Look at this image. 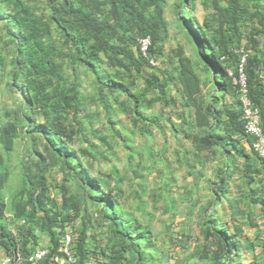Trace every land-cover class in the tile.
<instances>
[{"label":"rangeland","instance_id":"1","mask_svg":"<svg viewBox=\"0 0 264 264\" xmlns=\"http://www.w3.org/2000/svg\"><path fill=\"white\" fill-rule=\"evenodd\" d=\"M22 1L30 5L39 16L43 15V21L50 15L49 0ZM257 1L258 5L264 2ZM238 3H242L241 0ZM156 4L158 11L154 9L155 5L149 6L146 10V16L151 17L158 26L157 38L149 52L154 57V67H150L148 62L145 63L140 58L137 41L139 34L144 30H137L138 27L129 31L130 37L127 45H124L131 58L142 61L143 66L136 69L129 58H123L125 63L123 67L110 65L102 53L94 67L81 63L73 49L74 44L66 40L67 36L62 34L56 24H51L49 34L45 37L46 42L53 44L57 82L65 89L72 87L69 95H73L74 99L70 100L69 107L43 113L38 105L31 109L28 95L24 90V78L20 74L17 78L14 75L16 70L23 69L15 61V54L20 45L18 40L22 33L14 18L19 6L14 5L12 1L7 4L5 0H0V132L6 126L14 128L11 150H5L0 140V155L4 159L0 165V177L5 175L0 192L5 202V216L10 228L14 229L16 223L11 207L15 198L31 199L37 204L38 197L42 198L39 196L40 192L45 187L43 189L46 195L60 205L61 188H65L73 195L77 204L74 216L71 213L68 219H65L66 227H71L74 235L80 236L85 232L97 236L99 246L96 251L100 255L103 254L108 249L107 238L112 237L116 231L109 218L111 208H106L98 199H101L103 194L113 198L116 192L109 189L117 188L114 184L105 186L100 183L107 175L115 176L104 161L92 158L94 157L92 154L81 151L93 149L91 143L101 141V137H96L93 132L95 127L106 130L112 124L111 120L118 117L120 120L135 124V129L139 133V137L136 138L146 142V132L153 121L149 119L153 108H149L146 101L165 93V88L172 83L168 80L164 87L153 86V83H148L147 78L152 74L162 76L166 72L175 75L181 56L191 59L193 69L200 77L202 93L200 95L204 96L205 103L210 101L209 95L212 90L208 81L210 73L202 61L201 54H210L211 51L208 47L201 46L197 40L194 43L187 37L184 27L180 25L181 19L192 24L196 35H201L205 41L212 37L215 29L228 25L227 31L235 33L229 43L230 49L238 55L251 51L245 35L258 26L257 20L247 14L248 9H252V2H249V8H245L243 3L240 5L244 7L243 15L234 14L231 10L230 13L224 11L230 7L228 0H184V4L181 0H156ZM116 43L122 45L121 41ZM118 56L122 57L123 53H119ZM57 76H54L53 80H57ZM168 101L169 97L162 96L160 106L167 104ZM48 121L57 126L73 127L74 135L69 138L59 136L53 132ZM157 137L161 138L160 135ZM64 152H73L78 159L93 164L87 166L83 164L77 171L69 172L64 162ZM169 152L167 148L166 153ZM172 154L175 152L172 151ZM158 155H163L161 150ZM126 172L127 170L124 176ZM128 173L132 175L130 170ZM125 177L126 179L119 184L126 197L129 192L132 193V187L135 185L132 184L130 177ZM167 178L169 171L165 170L164 173L157 172L156 177L146 179L147 191L129 199L130 205L135 206L134 209L126 208L128 206L126 201L121 204L122 200L116 199L117 204L126 208L125 210L117 207V213L126 212L124 218L137 220L143 231L150 234L153 253L158 249L166 254L168 256L166 261L169 264H226L227 258L217 257L223 242L216 237L203 240L202 235L198 239L199 234L189 230L190 225L196 227V223L200 224L205 215L204 209H200L201 205L196 209L194 206L189 208V205H192L189 202L193 201L191 195L175 192L161 194L160 197L150 195V192ZM51 180L54 182L52 186L49 184ZM94 182L99 185L95 186ZM120 193L119 196L122 198L123 195ZM138 197L140 199H136ZM163 200L175 202L176 207L170 208L169 204L162 203ZM162 206L167 208L162 209ZM37 211L41 213L39 208ZM174 218L180 220L183 230L191 232L195 237L191 244L185 240L175 241L168 233L169 223ZM124 222H127L126 219ZM123 227V224L119 225L118 229H124ZM99 236L102 237V241ZM189 251L193 256L188 258ZM248 253L251 251H239V254L232 258V263L264 264V255L247 257ZM159 262L160 259L153 264Z\"/></svg>","mask_w":264,"mask_h":264},{"label":"trees","instance_id":"2","mask_svg":"<svg viewBox=\"0 0 264 264\" xmlns=\"http://www.w3.org/2000/svg\"><path fill=\"white\" fill-rule=\"evenodd\" d=\"M5 1L7 4L12 1L14 5L19 6L14 13V18L22 33L21 38L18 40L20 45L18 52L15 54V61L23 69L16 70L14 75L17 78L20 74L24 78V90L28 95L31 109L38 105L43 113L69 107L71 106L70 100L74 99L73 95H69L72 87L65 89L57 82V63L54 59L53 44L46 42L45 37L49 34L51 24H56L61 29L62 34L67 36L66 40H70L74 44L72 46L77 59L81 63L93 67L102 53L110 65L123 67L125 66L123 58H129L135 68L139 69L143 66L142 61L131 58L124 47V45H127L128 37H130L129 31L138 27L137 30H144L139 34L140 37L149 35L151 39L149 52L158 34L157 24L151 17L146 16V10L149 6L155 5L154 9L158 11L156 0H49L50 15L45 21L42 19L43 15L36 14L32 7L24 4L22 0ZM181 1L184 4V0ZM238 1L228 0L230 7L224 11L230 13L231 10L234 14L243 15V8H249L248 4L252 2V9L249 8L247 14L257 20L258 26H255L253 30L245 35L251 52L246 56L242 70L246 78L248 96L254 104L263 109L264 87L258 77L259 71L264 65V5H262V2L263 7L258 5L257 0H241L243 6L245 4L244 7H241L242 3H238ZM254 1L255 3H253ZM106 4L108 5L107 9ZM180 25L184 27L187 37L192 42L196 43L197 40L201 46L210 49V54L202 53L201 57L207 71L210 73L208 81L212 89L228 92L237 91L238 85L233 83V79L228 75L224 63L230 65L231 62L235 67L237 61H239L238 53L230 52L228 48V43L235 33L227 31L228 25L226 27L220 26L213 31L212 37L205 41L201 35H196V30L187 20L181 19ZM116 41H121L122 45H118ZM119 53H123V56L119 57ZM222 55L228 56L226 61L221 59ZM140 58L145 63L147 62L141 55ZM180 61L179 67L175 68V75L166 72L163 79L151 75L147 78L148 83H153V86L164 87L168 84V80H176L181 85L182 92L187 98L186 103L195 107L197 121L202 119L198 121V124L206 125L208 118L212 117L214 112L209 106L203 108L204 100L200 95V77L194 71L189 57L181 56ZM54 76H57V80H53ZM233 76H238L237 69L233 70ZM156 99L147 100L146 103L150 105ZM47 123L53 132L59 134V136L69 138L74 135L75 129L73 127L57 126L52 121ZM235 128L241 130L240 123ZM13 131V127L6 126L0 132L2 147L7 151L13 147ZM64 154L66 155V153ZM69 154H73V152H69ZM3 160L0 155V165ZM4 178L5 175L0 177V188L4 185ZM96 185L98 184L95 183ZM43 188L39 195L42 198L38 197V208L41 213L37 211L31 199H29V202L18 198L13 200L11 206L13 216L17 221L23 220L22 224H16L15 233L4 224L5 202L0 192V247L6 253L15 255L16 251H19L22 256H27L38 241L39 234L47 235L51 240L53 250L56 251L58 236L55 229H53V222L69 217L71 213L74 214L77 204L73 195L61 188L62 202L57 205L51 197L46 195ZM112 202L117 205V202ZM111 203L108 202V206ZM125 214L126 212L117 213V211L109 214L113 225L123 224L124 229H118V226H115L116 233L109 237L110 254L105 264H142V261L145 260V250L142 242L148 241V237L143 232L140 223L134 219L124 218ZM125 219L127 222H124ZM214 220L215 218H206L202 221L201 230L206 236L205 240L216 237L219 241H223L217 257L227 258L226 264H233L231 255L234 254L233 252H237L239 247L234 240H232V243H228V240L222 237V231L219 232L213 226L212 221ZM78 252V262L83 264L84 259L88 256L83 242L79 244Z\"/></svg>","mask_w":264,"mask_h":264},{"label":"crops","instance_id":"3","mask_svg":"<svg viewBox=\"0 0 264 264\" xmlns=\"http://www.w3.org/2000/svg\"><path fill=\"white\" fill-rule=\"evenodd\" d=\"M258 78L264 87V65ZM162 96L169 97V101L160 106ZM178 97L179 100L176 99ZM209 97L210 101L204 102L203 108L209 106L214 117L208 118L206 125L198 124L202 119L197 121L195 107L186 103L181 85L173 79L165 88V93L159 94L149 107L153 108L149 115L153 121L146 132L147 143L133 138L130 123L114 117L115 120L106 130L95 127V136L101 137L96 144L101 148L104 154L101 157L114 177L121 182L128 176L135 185L127 197L121 198L117 194L118 200H122L121 204L125 201L128 204L126 208L134 209L129 199L147 191L146 179L168 170L169 178L157 185L150 195L160 197L172 192L191 195L193 201L189 202L192 204L189 208L194 206L196 209L201 205L200 209L214 210L217 225L226 231V235H233L240 251H251L247 257L263 256L264 164L250 149L241 131L234 129L239 114L237 93L213 91ZM167 148L169 153H166ZM159 150L162 156L158 155ZM129 170L132 175L128 173ZM217 192L220 196L215 202ZM162 203L169 204L170 208L176 207L173 201L163 200ZM121 204H117L118 208L126 210ZM189 229L198 233L194 225H190ZM156 255L163 257L159 264H169L166 254L161 251L157 253L156 249ZM0 264H12L6 260L2 248Z\"/></svg>","mask_w":264,"mask_h":264},{"label":"clouds","instance_id":"4","mask_svg":"<svg viewBox=\"0 0 264 264\" xmlns=\"http://www.w3.org/2000/svg\"><path fill=\"white\" fill-rule=\"evenodd\" d=\"M146 36L149 37V35H143V36L138 38V41H137L138 53H139V55H141L142 57H144L146 59V61L150 65V67H154V57H152L150 55L149 51L147 50L145 55H143L140 51L139 39H141L142 37H146ZM149 39H150V37H149ZM229 43H230V41H229ZM229 43H228V48L231 52L232 50L229 47ZM150 45H151V39H150ZM150 45L148 46V49H149ZM250 52L251 51H246V52L241 53L238 56L239 61H237L235 67L231 64V62L229 63L230 65H226V62H224V63H225V67H226V71L228 72V75L231 76L233 79V83L238 85V89H237V91H235L237 93V98H238L237 99V105L239 106V114L237 115L235 122H237V126L239 123L241 125V130L240 129H238V130H240L243 137L248 140L250 149L253 151V153L264 164V154H261L260 151L258 149H255V147L253 146V143H255L257 140L256 135L252 134L251 132H248L246 130V127H245L246 119L244 117V106L247 103V104H249L250 109H255L257 111L258 116H259L258 117V126L261 130V133L264 136V121H263V117H264L263 109L264 108L261 109L258 105L254 104L251 101L250 97L248 96V90H247V86H246V78H245V75H244L243 70H242L243 64L245 63V58ZM235 53H237V52H235ZM226 56L227 55H222L221 59H223V61H226V59L228 58V56L227 57ZM234 69H237V71H238L237 77L233 76V70ZM152 75H156V74H152ZM156 76H158L160 79L164 78V75L161 76V74H160V76L159 75H156ZM213 91L215 92V91H219V90L212 89L211 92L213 93ZM225 92H228V91H225ZM154 98L158 99V96H155ZM147 100H150V99H147ZM154 102H152L148 106L151 107V105ZM212 117H214V115ZM212 117H210V119ZM123 122L124 123H130L131 126L129 127V129H130V133L133 134V138L139 137V133L135 129V127H136L135 124L133 125V123L131 121H126V120H123ZM234 129H237V128L234 127ZM91 146H93L94 148L93 149H82L81 151L87 152L88 154H92L94 156L92 158H96L98 160L104 161V158L101 157V155H104L102 153L101 148L96 143H91ZM64 153H66V155ZM64 153H63L64 157H65L64 162H65V165L67 166L69 172L77 171L81 166H83V164L85 166L93 164L92 162L84 161L82 159H78L74 153L73 154H69L67 152H64ZM64 178L67 179L66 176H64ZM114 179H115V177L113 175H107L105 177V179H103V181H100V183L104 184L105 186H108V185L110 186V184L111 185L114 184L116 186L117 190H115V189H109V190L115 191L116 192L115 196L113 198H111V197H109L108 194H103L101 199H98V201H101L104 204V206H106V208H111L110 209L111 212H114L115 208L118 207L117 205L113 204V202H112V201H114L115 203L117 202V200H116V199H118L117 194H119L121 191L120 195H123V197H125V193L121 190L122 188H120L121 186L119 184V180L115 179L117 182V183H115ZM82 180H84V179H82ZM120 181H123V180H120ZM95 183H97V182H94L93 184H95ZM49 184L51 186L54 185L53 180H51ZM97 184L99 185V183H97ZM63 189H65V188H63ZM219 196H220V193L217 192L216 197H215V202L217 201ZM24 201L29 202L30 200L27 199ZM108 202H110V203L112 202L111 205L108 206V204H107ZM32 203L36 206V208H38V202H37V204L35 202H32ZM211 204H210V207H211ZM4 211H5V209H4ZM204 211H205V215L200 220V224L196 223V229H197L198 233L193 232V233H196L197 235L199 234L198 239L200 238V235H202L203 240L206 238V236L204 235L203 231L201 230L202 221H203V219L205 220L206 218L213 219L214 215H215L214 214L215 211L211 210L209 208H207ZM73 216H74V214H73ZM65 219H68V217H66V218L64 217L62 220H58L57 222H53V225H54L53 229H55L57 236H58V244H57L56 251L53 250L52 243H51V240L49 239V237L45 234H39L38 237L39 236L40 237L38 238V241L31 248V250L29 251L27 256H22V254L19 251H16L15 255L8 254V253H6V251L2 247H0L4 251L6 260L12 264H80L78 262V259H79V255H78L79 252L78 251H79V244L83 242V246L86 247L87 255H88L84 259L83 264H105V262L107 261V259L109 257V254H110V247L108 245L109 237L106 240L107 241L106 246L108 247V249H106L105 252L100 255L98 253V251H96V248H98V246H99L98 245V237L87 234L85 232L80 234V236L74 235L72 228L66 227ZM15 220H16V223L14 225V229H12L8 226L6 216H5V222H4V224L7 225L14 233H15V229L17 228L16 224H22L23 223V220L17 221L16 218H15ZM212 222H213V226L215 229H217L219 232L222 231V233H221L222 237L226 238L228 240V243H232L233 235H226L224 233L226 231L217 225V221L214 220ZM197 224H198V227H197ZM115 226H118V228H119V225H115ZM168 233L170 234V236L175 241L185 240L191 244L192 241L195 240V237L191 234V232L187 233L185 230H183L181 222L178 218H174L169 223ZM145 235L148 237V241L142 242V245H143L144 250H145L144 251L145 260L142 261V264H145V263L153 264L158 259L162 260L161 259L162 255H160L158 257L156 255V251L154 253L152 251L151 242H150V234L145 233ZM89 236L92 238H96V240L90 239ZM99 239L101 241L103 240L101 236H99ZM230 239H231V241H230ZM237 246L239 247V245H237ZM39 251H43L44 253L40 257H36V253ZM158 251L159 250L157 249V253H158ZM239 251H240V249L237 252H233L234 254L231 255L232 256L231 258H233V257L235 258L237 256V254H239ZM189 256H193V253L191 251H189V253H188V258H189ZM167 257L168 256H166V258Z\"/></svg>","mask_w":264,"mask_h":264},{"label":"built area","instance_id":"5","mask_svg":"<svg viewBox=\"0 0 264 264\" xmlns=\"http://www.w3.org/2000/svg\"><path fill=\"white\" fill-rule=\"evenodd\" d=\"M140 51L143 55L146 54L148 46L150 45V39L148 36L139 39ZM244 117L246 119V130L256 135V142L253 143L255 149H258L261 154H264V136L258 126V113L255 109H250L249 104L244 106ZM44 252L39 251L36 253V257H40Z\"/></svg>","mask_w":264,"mask_h":264}]
</instances>
